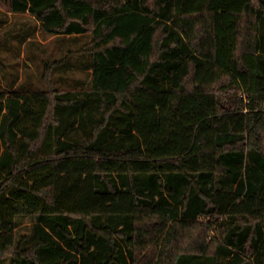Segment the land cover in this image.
Returning a JSON list of instances; mask_svg holds the SVG:
<instances>
[{"label":"trees","instance_id":"trees-1","mask_svg":"<svg viewBox=\"0 0 264 264\" xmlns=\"http://www.w3.org/2000/svg\"><path fill=\"white\" fill-rule=\"evenodd\" d=\"M8 7L88 33L91 70L0 89V259L264 264V0Z\"/></svg>","mask_w":264,"mask_h":264},{"label":"rangeland","instance_id":"rangeland-1","mask_svg":"<svg viewBox=\"0 0 264 264\" xmlns=\"http://www.w3.org/2000/svg\"><path fill=\"white\" fill-rule=\"evenodd\" d=\"M89 34L51 35L29 13L9 10L0 0V89L41 90L44 64H54L51 86L58 89L83 88L89 82L91 56L83 51ZM16 234L28 233L30 222L18 217ZM9 264V259H0Z\"/></svg>","mask_w":264,"mask_h":264}]
</instances>
